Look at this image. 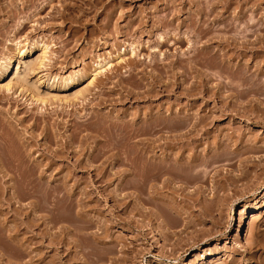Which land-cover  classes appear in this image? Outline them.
Instances as JSON below:
<instances>
[{"label": "rangeland", "instance_id": "1", "mask_svg": "<svg viewBox=\"0 0 264 264\" xmlns=\"http://www.w3.org/2000/svg\"><path fill=\"white\" fill-rule=\"evenodd\" d=\"M25 1L0 0V64L8 57L13 59V67L19 59L36 63L34 73L32 72L27 77L28 83L24 86L16 83L13 74H11L12 72L0 80V182H3V185L12 180L16 183L18 179L20 183L24 180L27 181L28 174L21 167L23 158H25V155H33V159L39 158L44 150L47 158H44L43 168H50L60 181L64 179L60 176H65L64 180H70L68 182L70 185L78 180L80 186H78L79 188L76 187V190L74 189L75 191L71 193L67 189L65 192L63 187L60 186V192L64 193L61 192L62 195L59 190H56L58 188L50 189L58 192V195L57 192H52L56 193L57 196L55 197L54 194L53 196L50 195L52 193L51 191L48 193V190H45L46 193L44 194L42 193L44 190L41 191L40 189H35L34 193V191H25L20 187H16V189L7 188L6 186V188L0 187V264H5L7 259L8 262L10 261L11 253L14 251L16 253L17 243L14 242V239L20 236L21 233L24 235L21 234L22 237H25L26 231L28 232L27 235H30L29 237L36 236L34 238L36 240L31 245L32 249L39 245V248H45L44 250L35 248L37 254L44 251L42 256L40 254L37 255H40V257L36 256L38 259L37 264H66L68 261L67 264H90L91 259L93 261L91 264H111L112 259L110 256L118 257V255L127 258L129 261H114V264H264V94L259 93L248 96V98H255H253L255 102H251L254 107L247 102L238 105L234 100L229 102L226 98V101L223 100L222 97L224 98L225 94H223L222 88L219 89L218 85H214L218 73L214 76L217 70H215V73L213 72L211 63L214 62L210 59V63L209 60H207V63L204 61L205 64L203 63L202 66L205 68L208 66L207 72L210 74L212 72L211 77H216H213V82H210L216 87H211L212 91L210 88L208 89L211 94L206 93L203 87L197 89L199 85L194 82L196 79L188 77L187 82L179 89L170 90V88L169 91L157 95V84L160 80H158L157 74L163 70V66H161L162 64H155V62L150 63L153 58L152 46H157L161 34L163 35L166 32V35L168 33L172 40L170 41L171 44L162 47L163 53L179 54V51L186 53L188 47H192V42L189 41V36L192 34L189 31L194 29L190 24L192 19L193 23H191L195 25V29L199 25L194 24V22H200V26L204 24L202 28L213 31L216 29L218 30V33L215 32L216 34L222 33L224 29L223 23L220 21L222 20V14L224 12H240L244 0H229V2L231 1L229 8L219 5L216 13L210 10L211 4L209 3L210 6L207 4V1L210 2L211 0H51L49 6L43 8L41 12H34V8L23 12H15V5L22 4ZM41 1L43 2V0L38 2L41 3ZM205 1L207 7L204 6ZM195 2H200L197 3L198 7ZM14 3L15 5H13ZM63 4L84 9L79 12L72 10L58 12V7ZM2 6L4 8L8 6L9 8L7 7V10L2 11ZM254 6L255 8L260 7V11L264 12V0H249L246 5L247 8H252L249 12L253 10ZM196 8L201 10L197 12ZM206 8L210 11V14ZM197 13L198 15H196ZM204 13H207L208 17ZM217 13L219 14L216 15ZM166 14H169L170 19L175 15V19L176 17L178 19L170 26L152 27L155 23V25H158L161 16ZM201 15L207 18H202ZM214 16L218 17L219 20ZM196 18L204 19L205 23ZM182 21L186 25L183 24V27H180ZM143 22L145 26L147 25L146 27ZM178 24V27L181 28H178L180 31H176V25ZM213 24L219 25L217 27L223 29L220 31L216 26L213 28ZM189 25L193 29H188ZM167 30H170V32ZM171 31L174 32L173 35ZM180 32H182L181 35ZM183 32L185 37L187 35L186 38L189 43L184 42L186 38H183ZM174 34L177 37L180 36V38H177ZM195 38V36L190 37L193 40ZM205 39L203 38L202 41L204 42ZM197 42H193V44H197ZM199 45H203V43H199ZM195 47H198V45ZM133 48H137V52L141 54L137 59L145 57L144 61L147 64L137 62L135 59L131 60V50ZM23 51H26V53L21 58ZM188 51L190 53L189 57L193 56V50L190 48ZM262 54L260 58H257L258 61H264ZM119 55L124 57L123 62L125 64L122 62L121 66H119L120 64L117 65ZM161 57H164V54ZM170 59H173V57ZM108 62H111L113 67L115 65L118 67L113 71L108 69L97 75V72L101 71L102 67L106 66L105 64ZM214 65L216 64L214 63ZM208 68L212 71L210 72ZM216 68L214 67V69ZM180 69L177 70L182 71ZM169 75L172 77L173 71L162 74V80L164 79V81H161L163 84L165 82L170 83L169 79L171 78L168 77ZM171 80L175 81L173 77ZM218 80L223 82L222 78H218ZM210 83L207 86H212ZM9 86L11 89H8ZM195 86L197 87L195 88ZM213 92L217 93L214 95ZM218 93L222 97L219 98ZM207 94L211 95L210 98ZM220 100L223 102V106ZM151 109L155 112L159 109L179 111L181 112L178 113L180 115L191 113L195 116L193 121L197 124L196 127L194 126L195 129L188 126L187 128H190L189 132L186 127H184L185 129L183 127L179 129L178 123L175 126L162 119V121H165L164 124H168H166L169 126L167 127L163 125L160 119L162 130L165 131V133L163 132L164 138H166L162 141H166L163 142L166 146L159 153L165 154L166 166L161 174H157V176L156 174L150 175L147 167L145 170L144 165L141 164L142 161L138 160L139 157L133 148L134 141L145 137V127L141 124L142 122L140 123V120L143 119V116L146 117V113L150 112ZM144 113L145 115H143ZM125 123L131 124V126L129 127ZM133 125L138 131L134 130ZM139 125L144 128L140 129ZM165 127L168 130L171 129V133L172 128H174L173 133L175 135L178 133V136L173 135V140L170 131L164 129ZM183 130L187 131V134ZM131 131L132 133H129ZM134 131L137 136L133 134ZM204 131H208L209 136L206 137ZM180 132L182 133L180 134ZM129 134L130 136L133 135L130 137ZM182 134H184L181 136L183 139L180 138ZM176 138L181 140L178 141ZM81 139H84V145L88 143V147L83 150L76 148ZM66 141L68 143L70 141V144L74 143L76 146L77 152L72 149L75 152L74 158L69 159L66 157L67 151L65 153L59 152L58 156L53 157L52 151L54 152ZM126 141L127 146H124L123 144ZM130 141H132L133 147L130 146ZM186 141H188L187 144ZM114 145L115 148L112 147ZM231 145L234 147H231ZM182 147H185V149ZM47 149L48 151H46ZM100 149L104 151L105 155L97 157ZM93 152L94 154H92ZM113 153H116V157L112 155ZM107 155H112L108 159L109 161L105 160ZM75 157L80 160L85 159L84 162L82 161V167L75 166ZM19 158L22 160L20 161ZM40 159H43V157H40ZM91 162L92 164H90ZM105 168L107 171L111 170V173L107 172ZM124 169H128L126 173H124ZM100 170L103 174L107 172L108 176L106 174L100 175L98 173ZM103 170L105 171L103 172ZM9 176H12V178L18 177L10 180ZM158 176H160L159 179ZM20 178H24V180H20ZM37 190H40V192H36ZM79 190L81 191L79 192ZM26 192L32 193H28L29 196ZM65 193L68 195L66 196ZM46 194L48 195L46 196ZM49 195L52 196L51 199H48L50 198ZM28 196L30 199L27 198ZM31 196H34L36 200ZM43 197L46 198V201L48 200L47 204L51 205L48 211L52 210V213L49 214L48 212L47 214L48 221L51 220V223L55 224L61 216L64 218L58 220V224L61 225L65 221H70L67 206L75 205L76 203H71L73 202L71 200L74 199L75 201L76 199L77 204L82 202L85 207L89 206L85 208L86 211L84 210L90 223V227L86 232L92 231V235H90L93 237V233L96 231L102 232V223L104 226V222H106L108 226H111L108 239L118 241L121 244L118 245L117 249L119 250L122 244L125 243L127 245L125 249H129V252L124 254L123 252H115L114 256L104 257L102 247L99 244L93 245L94 248L90 255V258H92H89L90 261H86L80 247L71 244V242L69 246L61 244L62 240L67 238L68 241L71 237L69 231L66 232L68 235L65 232L54 235L55 239L59 238L56 243L59 242L66 250H63L58 245L59 243H55L53 245L55 247L48 245L46 239L41 236L43 229H48L43 231L51 233V230L49 231L46 226L47 220L41 217L38 218L35 213L24 216L29 210L26 204L29 206V201H36L37 204V200L41 202ZM62 197L65 200H63V203L61 201ZM79 197L82 198V201ZM39 201V206L46 204L45 200L43 201L44 204H40ZM65 202L68 203L67 206L64 204ZM141 204L145 206L142 207ZM61 206L65 208L64 211L67 210V213L63 214L64 211ZM22 207L23 213L26 211L24 214H21ZM53 207L57 210H53ZM17 211H19V214ZM32 215L34 216V223H32ZM82 216L84 215H78L79 218L77 219L84 220L85 217L82 218ZM29 218H32L31 221ZM19 219L22 221L21 224L25 222L19 225ZM24 219H27L29 223L27 224ZM63 219L66 220L63 221ZM37 221L38 223H36ZM51 223L48 224V227L51 226ZM43 224L45 227H41L44 226ZM58 224L55 225L58 226ZM112 224L114 228H112ZM37 227L38 230L43 228L41 232L37 231ZM16 230L18 232H15ZM87 234L89 235V233ZM27 235L26 238H29ZM90 235L85 236L86 239L84 235H78L81 238L78 239L84 247H86L85 244L90 245ZM12 237L15 238L12 239ZM6 240H9V242ZM12 254L14 255V253ZM57 257L58 260H56ZM10 258L13 259V256Z\"/></svg>", "mask_w": 264, "mask_h": 264}, {"label": "bare ground", "instance_id": "2", "mask_svg": "<svg viewBox=\"0 0 264 264\" xmlns=\"http://www.w3.org/2000/svg\"><path fill=\"white\" fill-rule=\"evenodd\" d=\"M7 1V0H6ZM8 1H10V0H8ZM39 0H26L25 2H23L22 4H16L15 5V3L13 4V5H15V9H16V11L15 12H23V11H25V10H29V9H31V8H34L35 10H34V12H41V10L43 9V8H45V7H47V6H49L48 4H50V2H51V0H43V2L41 1V3L40 2H38ZM252 1V0H251ZM202 2V1H201ZM212 2V3H211ZM231 2V1H230ZM229 0H211L210 2L209 1H207V4H211V6H210V4L208 5V6H210L211 7V9L210 10H213V13L215 12L216 13V10H218L217 9V7L219 6V5H222V7H224V8H229ZM242 2V1H241ZM248 2H249V0H244V2L242 3V9L240 10V12H224V14H222V18L220 17V15H221V13H220V15H219V17L222 19V20H220L223 24V28H221V29H219V27H217V26H219V25H217L216 26V24H213L214 26H212L213 28H215V26H216V28L217 29H219L220 31L223 29V31H222V33L220 34H216V33H218V30H216V29H214V31L213 30H211V29H208V28H206V29H204V28H202V26H204V24H202V26H200V22H194V24H197V25H199V26H196V29H195V25H193L192 23V21H193V19H192V15L190 16L191 17V19H192V21H190V24L193 26V28H190L191 26L189 25V28L188 29H193L192 31L190 30L189 31V33L191 32L192 34H190L191 36H189V41L190 42H192L191 44H192V47H188L189 49L191 48V50H193L192 51V53L194 52V54H193V56H190L189 57V49L187 50V52H188V55H187V52L186 53H182L181 51H177L179 54H170L169 52H166V53H163L162 51V47H164V46H168L169 44H171L170 43V41H172L170 38L171 37H169V34L167 35H165V33L162 35H160L159 36V38H158V42H157V46L156 45H154L155 47H153L152 46V59H151V61H150V63L152 62V63H154L155 62V64H162L161 66H163L162 67V69L163 70H161V72H159L158 74H157V77H158V84H157V86H158V89H157V95L159 94V93H164V92H167V91H169V89L170 90H172V89H174V90H177V89H179V87L181 86L182 87V85L183 84H185V82H187L186 80H188V77H192V78H194V79H196V81H194V82H196V83H198V88L197 89H199V87L200 88H204L205 89V91H206V93H210L211 94V91H212V88L211 87H214V88H216L214 85H218L219 86V89H220V87L222 88L221 90L224 92L223 94H225V96H224V98L220 95L219 96V94L220 93H218V95L217 96H219V98L220 97H222V99L223 100H225L226 101V99L228 100V102L229 101H231V100H234L238 105L240 104V105H242L243 103H249L250 104V106H253L254 107V105H251V102L252 101H254V99L253 98H248V96L249 95H256V94H264V76H263V74H264V64H262V62H264V61H258V59L257 58H260L261 57V54L262 53H264V12H261L260 11V7L259 8H255V6H254V8H253V10L251 11V12H249V10H251L250 8H247L246 7V5L248 4ZM3 3V2H2ZM91 3V2H90ZM199 4L200 2H195V4ZM204 3V2H203ZM253 3H254V1H253ZM197 4V7L199 6ZM207 4H206V1H205V5L204 6H206L207 7ZM8 5V4H7ZM10 5V4H9ZM250 5V4H249ZM12 6V5H11ZM191 6V5H190ZM8 6H6L5 8H4V6H2V11L3 10H7L6 8H7ZM200 7L202 8V6L200 5ZM252 7V6H251ZM9 8V7H8ZM12 9V8H11ZM82 9H84V8H80V7H69V6H67V5H61V6H59L58 7V12H68L69 10H72V11H75V12H79V11H82ZM204 9V8H203ZM207 9V8H206ZM195 10H197V8L195 9ZM199 10H201V9H199L198 8V10H197V12L199 11ZM208 10V9H207ZM215 10V11H214ZM10 11V10H9ZM209 11V10H208ZM260 11V12H259ZM264 11V10H263ZM201 13H202V11H200ZM199 12V13H200ZM174 13V12H173ZM193 13V12H192ZM209 14H210V11L208 12ZM177 14V13H176ZM195 14V13H194ZM203 14V13H202ZM205 14V13H204ZM219 13H217L216 15H218ZM115 15V14H114ZM173 15H175V14H173ZM172 15V16H173ZM196 15H198V13L196 14ZM200 15V14H199ZM207 17H208V15H207V13L205 14ZM176 16V15H175ZM175 16L174 17H171V19L169 18L170 16H169V14H166V15H164V16H161L162 18L161 19H159V24L158 25H155V24H153L152 25V27L154 26V28L155 27H157V28H160V27H166V26H170V25H172L173 24V22H175V20H177L178 18L176 17V19H175ZM194 16V15H193ZM180 17V16H179ZM190 17H188V18H190ZM199 17V16H198ZM201 17L203 18V17H205L204 15H201ZM207 17H205V18H207ZM215 17V16H214ZM202 18L200 19H197V20H202ZM215 18H218V17H215ZM214 18V19H215ZM149 19V18H148ZM190 19V20H191ZM151 20H152V18H151ZM204 20V19H203ZM202 20V21H203ZM218 20H219V18H218ZM218 20H216L215 19V21H217L218 22ZM185 21V20H184ZM184 21H182L181 23V25H180V27H183L182 25L183 24H185L184 23ZM214 21V20H213ZM144 22H148V21H144ZM143 22V25L145 24ZM156 22V21H155ZM177 22V21H176ZM192 22V23H191ZM141 23V22H140ZM149 23V22H148ZM180 23V22H179ZM203 23H205L204 21H203ZM175 24V23H174ZM138 25V24H137ZM186 25V24H185ZM208 25V24H207ZM145 26V25H144ZM147 26V25H146ZM145 26V27H146ZM177 26V29H176V31L178 30V31H180L179 29H181V28H179L178 26H179V24L178 25H176ZM208 27H209V25H208ZM170 28V27H169ZM179 28V29H178ZM210 28V27H209ZM168 29V28H167ZM143 30V29H142ZM141 30V31H142ZM170 30H172V29H170ZM170 30L168 31V32H170ZM216 30V31H215ZM173 31H175V30H173ZM176 31H175V33H176ZM187 32H188V30H186ZM143 32V31H142ZM185 32V31H184ZM183 32V34H182V36H183V38L185 37V33ZM194 32V33H193ZM195 32H196V34H195ZM216 32V33H215ZM162 33V32H161ZM171 33H172V35H173V33L174 32H172L171 31ZM177 33H179V32H177ZM181 33L182 32H180V35H181ZM188 33V34H189ZM150 34H151V32H150ZM193 34H195V35H193ZM171 35V34H170ZM176 37H177V35L176 34H174ZM179 35V34H178ZM174 36V37H175ZM181 36V37H182ZM196 37L194 40L193 39H190V37ZM186 37H187V35H186ZM185 37V38H186ZM177 38H180V36L179 37H177ZM203 38H206L205 40H204V42L202 41V39ZM172 39H173V37H172ZM198 39V40H197ZM156 40H157V38H156ZM180 40V39H179ZM178 40V41H179ZM187 40V41H186ZM175 41V40H174ZM177 41V40H176ZM177 41V42H178ZM181 41V40H180ZM197 41H199V42H197ZM201 41H202V43H203V45H199V43L200 44H202L201 43ZM146 43H147V41H145ZM181 42H183V41H181ZM184 42H188V39L186 38L185 39V41ZM193 42L195 43V42H197V44H193ZM145 43V44H146ZM189 43V42H188ZM217 44V45H214V44ZM172 44H174V43H172ZM129 45V44H128ZM131 45V44H130ZM139 45V44H138ZM141 45V44H140ZM151 45V44H150ZM196 45H198V47H195ZM34 46V45H33ZM47 47V46H46ZM139 47V46H138ZM195 49H194V48ZM193 48V49H192ZM137 49V48H136ZM135 48H133L132 50H131V60L133 59H135L137 62H145L144 60H145V57L144 58H139V60L137 59V57H140V53L139 52H137V50H136ZM141 49V48H140ZM144 49V48H143ZM126 50V49H125ZM129 50V51H130ZM182 50V49H181ZM183 52H185V51H183ZM25 53H26V51H23L22 52V57L21 58H23V55H25ZM164 54V57H161V56H163V54ZM191 53V54H192ZM201 54V55H200ZM187 57H186V56ZM263 56H264V54H262ZM149 56V55H148ZM185 57V58H183V57ZM130 57V56H129ZM150 57V56H149ZM171 57H173V59H170ZM175 57V58H174ZM148 58V57H147ZM146 58V59H147ZM18 59H19V57H18ZM126 59V58H125ZM128 59V58H127ZM141 59H143V61H141ZM210 59L212 60V62H214L216 65H214V63H211L212 64V70H214L213 72L215 73L216 71L215 70H217V72L214 74V76L217 74L218 75V78H222L223 80V82H221V81H219L218 80V78L216 79L217 81H219L218 83H217V81H216V83L214 84V85H212L210 82H213V80H212V78L214 77H211V75H212V70H210L209 68H208V70H210V72H211V74L210 73H208L207 72V67L208 66H206V68L204 67V66H202L203 65V63L205 64V62L204 61H206V63L208 62L207 60H209V63H210ZM123 60H124V57H122V56H120L119 55V57H118V63H117V65L118 64H120L119 66H121V63L123 62ZM130 60V59H129ZM168 60H169V62H168ZM264 60V59H263ZM2 61V60H1ZM128 61V60H127ZM124 63V62H123ZM149 63V64H150ZM35 62L34 61H24V59L22 60V59H19L17 62H16V64H14V67H13V59L11 58V57H8L7 59H5L1 64H0V80L2 79V78H4V77H6L7 75H9V73L10 72H12L11 74H13V76H14V78H15V80H16V83L18 84V85H20V86H24V84H26V83H28L27 81V77L28 76H30V74L33 72L34 73V71L33 70H35L34 69V67H35ZM125 64V63H124ZM145 64H147L146 62H145ZM106 66H104V67H102V69H101V71L99 70V72H97V75L98 74H100V73H103L104 71H106V70H108V69H110V71L112 70H114L116 67H118L117 65H115L114 67H113V64L111 63V62H108L107 64H105ZM201 65V66H200ZM210 66V65H209ZM216 68V66H217V68L216 69H214V67ZM125 68V67H124ZM178 68H181L182 69V71H178L177 69ZM180 69V70H181ZM21 70V71H20ZM155 70V69H154ZM169 71L170 72H172L173 71V78L175 79V81L173 80H171L172 79V77H170V75L168 76V77H170L171 79H169V82L170 83H164L163 84V82L162 81H164V79L162 80V78H163V76H162V74H168L169 73ZM21 72V73H20ZM163 72V73H162ZM175 73V74H174ZM192 73V74H191ZM194 74V75H193ZM176 75V77H174ZM220 76V77H219ZM155 77H156V75H155ZM178 77V78H177ZM182 77V78H181ZM214 78H216V77H214ZM213 78V79H214ZM152 80V79H151ZM162 80V81H161ZM166 80V79H165ZM214 81V82H215ZM155 82H156V79H155ZM167 82H168V80H167ZM193 82V83H194ZM195 83V84H196ZM208 83H210L212 86H207L208 85ZM154 85V84H153ZM194 85V84H193ZM156 86V85H155ZM217 86V87H218ZM193 87V86H192ZM197 86H195V88H196ZM208 87V88H207ZM151 88V87H150ZM211 89V91L210 90H208V89ZM213 88V90H215ZM8 89H11L10 88V86L8 87ZM154 89V88H153ZM191 89V88H190ZM204 89H202L203 91H204ZM152 90V89H151ZM198 91H201V90H198ZM210 91V92H209ZM174 92H177V91H174ZM218 92V91H217ZM217 92H213L214 93V95L217 93ZM179 93H181V92H179ZM202 93V92H201ZM204 93V92H203ZM207 94V95H208ZM213 95V94H212ZM209 96V95H208ZM211 96V95H210ZM210 96L208 97V98H210ZM252 97V96H251ZM258 97V96H257ZM226 98V99H225ZM261 98H263V97H261ZM221 99V100H222ZM246 99V100H245ZM220 100V101H221ZM222 100V101H223ZM256 100H258V99H256ZM221 101V102H222ZM219 102V101H218ZM255 102V101H254ZM258 102V101H257ZM227 103V102H226ZM232 103H233V101H232ZM261 103V102H260ZM248 104V105H249ZM255 105H256V103H254ZM224 105H225V102H224ZM237 105V106H238ZM247 105V104H246ZM222 106H223V102H222ZM260 106V105H259ZM228 107V106H227ZM231 107V106H230ZM248 107V106H247ZM255 107H257V105L255 106ZM240 108H241V106H240ZM249 108V107H248ZM150 109V108H149ZM157 109V108H156ZM169 109V108H168ZM168 109H166V110H168ZM173 109V108H172ZM229 109V108H228ZM163 111L162 109H159L158 111H153L152 109L150 110V112H148V113H146V117H144L143 116V119L142 120H140V123L141 124H143V126L145 127V129H144V134H145V137L143 138V139H139V140H136V141H134L133 142V145H134V147L132 146V141H130L131 143V145L130 146H132L133 148H134V151L136 152V154H137V156L139 157V159L138 160H141L142 161V165H144V167H145V170H146V167L148 168L147 169V171H148V173L151 175V174H153V175H155L156 174V176H157V174L158 175H160L161 174V171L163 170V169H165V166H166V158H165V154L164 155H162V153H159V152H161L163 149V147L164 146H166V145H164V141L166 140V138H164L165 137V135H164V133H165V131H163L162 129V123H161V121H162V119H165V121L167 120V123H169V124H172V125H175V126H179V129H180V127H183V129H185L184 127H186V130L188 129L187 127L188 126H192V129L194 128L195 129V125H197L194 121H193V118H195V116L193 115V114H191V113H187V114H183V115H180V114H178V113H181V112H175L174 110H168V111ZM176 110V109H175ZM178 110V109H177ZM224 112H225V110L224 109H222ZM242 110V109H241ZM180 111H182V110H180ZM184 111V110H183ZM187 111V110H186ZM185 111V112H186ZM189 111V110H188ZM229 111V110H228ZM231 111V110H230ZM243 111V110H242ZM147 112V111H146ZM190 112V111H189ZM236 112V111H235ZM182 113H184V112H182ZM200 114V113H199ZM94 115V114H93ZM143 115H145V113L143 114ZM201 115V114H200ZM200 115H199V117H200ZM244 115V114H243ZM100 116V115H99ZM103 118V117H102ZM260 118V117H259ZM108 119V118H107ZM116 119V118H115ZM118 119V118H117ZM120 119V118H119ZM118 119V120H119ZM160 119H161V121H160ZM201 119V118H200ZM203 119V118H202ZM106 120V119H105ZM121 120V119H120ZM124 120V119H123ZM104 121V120H103ZM165 121H162L163 122V125H166V124H164L165 123ZM102 122V121H101ZM107 122V121H106ZM123 122V121H122ZM129 122V121H128ZM196 122H197V119H196ZM103 123V122H102ZM116 123V122H115ZM130 123V122H129ZM136 123H137V121H136ZM138 123H139V121H138ZM139 123V124H140ZM178 123V124H177ZM118 124V123H117ZM127 123H125V125H126ZM177 124V125H176ZM200 124H201V122H200ZM112 125H113V123H112ZM128 125V124H127ZM168 125V124H167ZM166 125V126H167ZM104 126V125H103ZM129 127L131 126V124L130 125H128ZM134 126V125H133ZM140 126V129L142 128L141 127V125H139ZM195 126V127H194ZM136 127H138V126H136ZM143 127V128H144ZM167 127H169V126H167ZM167 127H165L164 129H167ZM204 127V126H203ZM202 127V128H203ZM232 127V126H231ZM79 128V127H78ZM112 128H113V126H112ZM139 128V127H138ZM142 128V129H143ZM176 128V127H175ZM200 128V127H199ZM132 129V128H131ZM137 128H135V126H134V130H136ZM139 129V130H140ZM173 130H175L174 128H172ZM178 129V128H177ZM190 129V128H189ZM189 129H188V131H189ZM133 130V129H132ZM168 130V129H167ZM166 130V131H167ZM171 130V129H170ZM170 130H168V131H170ZM173 130H172V133H173ZM228 130V129H227ZM136 131H138V130H136ZM143 131V130H142ZM177 131V130H176ZM179 131V130H178ZM182 131V130H181ZM183 131H185V130H183ZM194 131V130H193ZM229 131V130H228ZM227 131V132H228ZM164 132V133H163ZM186 132V134H187V131H185ZM185 132H183L184 134H185ZM190 132V131H189ZM205 132V131H204ZM208 132V131H207ZM207 132H205L206 133V137H207ZM232 132V131H231ZM235 132V131H234ZM129 133H132V131L131 132H129ZM170 133H171V131H170ZM170 134V136H172V139L174 140V137H173V135L174 136H178V133L175 135L174 133L173 134ZM182 132H180V134H181ZM121 134V133H120ZM124 134V133H123ZM133 134H135L136 136H137V133H135V131L133 132ZM133 134H131V136L133 135ZM167 134V133H166ZM184 134H182V135H180V138H181V136H183ZM185 134V135H186ZM195 134H196V132H195ZM228 134V133H227ZM231 134V133H230ZM237 134V133H236ZM141 135V134H140ZM164 135V136H163ZM188 135H189V133H188ZM197 135V134H196ZM201 135V134H200ZM128 136H130V134L128 135ZM127 136V137H128ZM130 136V137H131ZM176 136V137H177ZM202 136V135H201ZM209 136V135H208ZM232 136V135H231ZM82 137V136H81ZM126 137V138H127ZM185 137V136H184ZM191 137V136H190ZM203 137H204V135H203ZM227 137H229V136H227ZM237 137V136H236ZM176 138V140H181V139H183V138ZM231 138V137H230ZM238 138V137H237ZM72 139V138H71ZM128 139V138H127ZM162 139H165L164 141H162ZM190 139H192V138H190ZM194 139V138H193ZM232 139V138H231ZM84 140V139H83ZM83 140L81 139L80 141H79V145L76 147L75 145H74V143H71L70 144V141H69V143H68V141H66V143H62L61 145H60V149L58 148V149H56L54 152L52 151V153H53V157H56V156H58L57 154L60 152H66L67 151V154L65 155L66 157H68L69 159L71 158V157H73L74 158V156H75V152H77L76 151V149H75V147L76 148H80V150H83V149H85V148H87L88 146V143H87V145H84V143H83ZM186 140V139H185ZM196 140H197V138H196ZM88 141V140H87ZM129 141V140H128ZM201 141H202V139H201ZM229 141H230V139H229ZM236 141V140H235ZM241 141V140H240ZM119 142V141H118ZM166 142V141H165ZM187 142L188 141H186V144H187ZM192 142V141H191ZM194 142V141H193ZM26 143H28V142H26ZM104 143V142H103ZM102 143V144H103ZM173 143V142H172ZM183 143H184V141H183ZM182 143V144H183ZM100 144V143H99ZM106 144V143H105ZM107 144H108V142H107ZM122 144H123V142H122ZM126 144V145H125ZM125 144H123L124 146H127V141H126V143ZM129 144V143H128ZM175 144H176V142H175ZM181 144V143H180ZM225 144V143H224ZM228 144V143H227ZM230 144V143H229ZM237 144V143H236ZM256 144V143H255ZM110 145V144H109ZM119 145V144H118ZM184 145V144H183ZM21 146V145H20ZM25 146V145H24ZM95 146V145H94ZM106 146V145H105ZM187 146V145H186ZM188 146H189V144H188ZM191 146V145H190ZM90 147V146H89ZM111 147V146H110ZM113 148H115V145L114 146H112ZM181 147V146H180ZM231 147H234V146H232L231 145ZM240 147V146H239ZM263 147V146H262ZM47 148V147H46ZM98 148V147H97ZM101 148V147H100ZM109 148V147H108ZM183 148V147H182ZM191 148V147H190ZM260 148V147H259ZM264 148V147H263ZM25 149V148H24ZM51 149V148H50ZM70 149H71V151H70ZM72 149H75V152H74V150L72 151ZM102 149H103V147H102ZM112 149V148H111ZM118 149V148H117ZM130 149V148H129ZM183 149H185V147L183 148ZM189 149V148H188ZM194 149H195V147H194ZM230 149V148H229ZM240 149V148H239ZM23 150V149H22ZM87 150V149H86ZM104 150V149H103ZM109 150V149H108ZM131 150V149H130ZM161 150V151H160ZM166 150V149H165ZM236 150V149H235ZM46 151H48V149L46 150ZM89 151V150H88ZM239 151V150H238ZM24 152V151H23ZM22 152V153H23ZM27 152V151H26ZM90 152V151H89ZM92 152V151H91ZM37 153V152H36ZM106 153H107V151H106ZM227 153V152H226ZM239 153V152H238ZM92 154H94V152L92 153ZM122 154V153H121ZM130 154V153H129ZM168 154V153H167ZM236 154H237V152H236ZM40 155V154H39ZM103 155H105V153H104V151H102L101 149H100V151L97 153V157H100V156H103ZM112 155H116V153L114 154H112ZM112 155H110V156H112ZM134 155V154H133ZM191 155V154H190ZM194 155V154H193ZM192 155V156H193ZM27 155H25V158H23V161H22V163H23V165H22V163L20 162L21 160H20V158H19V163H21V167H22V169H25L24 171L26 172V174H28L27 176L29 177L28 179H27V181H25L24 180V178L22 179V178H20V180H24V182H22V183H20L19 182V179H18V182L16 183V181H9V183H7V184H3L2 185V183L0 182V187H7V188H11V189H16V187L18 188V187H20V188H23L25 191L26 190H28V191H34V193H35V189H40L41 191L42 190H44V192L42 191V193H46L45 192V190H48L47 192L48 193H50V191H51V193L54 191V192H57L58 190H59V187L61 186V187H63V189H64V191L66 192V189H67V191H70V193L71 192H73V191H75L76 189V187L77 188H79L78 186H80L79 185V181L78 180H76L73 184H71L70 185V183H68L69 181H67V179L66 180H64L65 179V176L64 177H62V176H60L61 178H64L63 179V181H60V179H58L57 178V175L56 174H54L53 173V171H51V169L50 168H43V166L42 165H44L43 163H45V162H43L44 161V158H47L46 157V154H45V151L43 150V152H42V154L40 155V157L42 158L43 157V159H40V157L39 158H32V156H27ZM47 156H48V154H47ZM96 156V155H95ZM110 156L109 155H107V156H105V160H107V161H109L108 159H110ZM169 156V155H168ZM173 156V155H172ZM50 157V156H49ZM61 157V156H60ZM79 157V156H78ZM116 157V156H115ZM121 157V156H120ZM133 158H134V156H132ZM228 157V156H227ZM22 158V157H21ZM76 158V157H75ZM94 158V157H93ZM171 158V157H170ZM181 158H183V157H181ZM187 158V157H186ZM49 159V158H48ZM52 159V158H51ZM91 159H92V157H91ZM90 159V160H91ZM100 159V158H99ZM114 159V158H113ZM172 159V158H171ZM188 159V158H187ZM47 160V159H46ZM50 160V159H49ZM54 160V159H53ZM85 160V159H84ZM84 160H80L79 158H76V167H82V165H83V162H84ZM97 160H98V158H97ZM103 160H104V158H103ZM169 160V159H168ZM177 160V159H176ZM184 160V159H183ZM55 161V160H54ZM83 161V162H82ZM87 161V160H86ZM189 161V160H188ZM50 162H52V161H50ZM101 162H103V161H101ZM105 162V161H104ZM106 163V162H105ZM189 163H191V162H189ZM193 163H194V161H193ZM49 164V163H48ZM47 164V165H48ZM51 164H53V162L51 163ZM89 164V163H88ZM90 164H92V162L90 163ZM94 164V163H93ZM104 164V163H103ZM107 164V163H106ZM133 164V163H132ZM185 164H186V162H185ZM188 164V163H187ZM99 165V164H98ZM105 165V164H104ZM181 165V164H180ZM190 165V164H189ZM193 165V164H192ZM49 166H50V164H49ZM52 166V165H51ZM90 166V165H89ZM93 166V165H92ZM108 166V165H107ZM111 166V165H110ZM182 166V165H181ZM24 167V168H23ZM95 167V166H94ZM104 167V166H103ZM52 168V167H51ZM0 169H1V167H0ZM95 169V168H94ZM93 169V170H94ZM101 169H103V168H101ZM108 169V168H107ZM110 169H111V167H110ZM109 169V170H110ZM141 169V168H140ZM51 171L50 173L48 172V171ZM96 170V169H95ZM99 170V169H98ZM105 170H106V168H105ZM105 170H103V172L105 171ZM111 170H113V169H111ZM111 170L110 171H107V172H110L111 173ZM122 170V169H121ZM120 170V171H121ZM128 169H124V173H126V171H127ZM136 170V169H135ZM142 170V169H141ZM2 171V170H1ZM23 171V172H24ZM115 171V170H114ZM133 171V170H132ZM5 172V171H4ZM106 172V173H107ZM123 172V171H122ZM198 172V171H197ZM22 173V172H21ZM59 173V172H58ZM98 173H100V175L101 174H103L102 173V170H100V172L98 171ZM105 172H104V174H106ZM194 173V172H193ZM3 174V173H2ZM24 175H26L25 173H23ZM70 174V173H69ZM75 174V173H74ZM103 174V175H104ZM109 174V173H108ZM142 174V173H141ZM144 174V173H143ZM146 174V173H145ZM148 174V176H150ZM5 175V174H4ZM13 175H15V174H13ZM67 175V174H66ZM107 175V174H106ZM7 176V175H6ZM108 176V175H107ZM5 177V176H4ZM10 177V176H9ZM18 177V176H17ZM17 177H13V178H17ZM20 177H22V175H20ZM104 177V176H103ZM153 177V176H152ZM159 177L160 176H158V179H159ZM191 177V176H190ZM12 178V176L10 177V180L11 179H13ZM71 178V177H70ZM141 178V177H140ZM139 178V179H140ZM154 179H155V177H154ZM165 179H166V177H165ZM169 179V178H168ZM9 180V179H8ZM15 180V179H14ZM126 180V179H125ZM147 180V179H146ZM164 180V179H163ZM163 180H162V182H163ZM194 180V179H193ZM81 181V180H80ZM111 181V180H110ZM134 182V181H133ZM148 182V181H147ZM152 182V181H151ZM5 183V182H4ZM168 183V182H167ZM119 184V183H118ZM148 184V183H147ZM155 184V183H154ZM156 184H158V183H156ZM161 185V184H160ZM158 186V185H157ZM5 187V188H6ZM60 187V188H61ZM68 187H70V188H68ZM153 187H154V185H153ZM153 187H151V188H153ZM19 188V189H20ZM56 188H58V189H56ZM160 188V187H159ZM50 189H56L57 191H55V190H50ZM62 189V190H63ZM68 189H70V190H68ZM75 189V190H74ZM18 190V189H17ZM22 190V189H21ZM40 190L38 191H36V192H40ZM78 190V189H77ZM119 190V189H118ZM1 191V190H0ZM23 191V190H22ZM81 190H79V192H80ZM107 191V190H106ZM149 191V190H148ZM12 192V191H11ZM32 192H26V194L27 195H29V194H31ZM59 192H60V190H59ZM62 192V191H61ZM61 192H60V194H61ZM78 192V191H77ZM14 193V192H13ZM29 193V194H28ZM33 193V194H34ZM41 193V194H42ZM63 193V192H62ZM19 194V193H18ZM53 194H54V197L55 196H57L58 195V192H57V195H55L56 193H52V194H50V195H52L53 196ZM59 194V195H60ZM64 194V193H63ZM66 194V193H65ZM76 194H79V193H76ZM82 194V193H81ZM86 194V193H85ZM153 194V193H152ZM25 195V194H24ZM23 195V196H24ZM48 194H46V196H47ZM49 195V196H50ZM62 195V194H61ZM68 194H66V196H67ZM118 195V194H117ZM30 196V195H29ZM29 196L27 197V198H29ZM41 196H44V195H41ZM41 196H40V198H41ZM52 196H50V198H48V199H51V197ZM65 196V195H64ZM141 196V195H140ZM20 197V196H19ZM18 197V198H19ZM34 196H31V198H33ZM70 197V196H69ZM71 197H73V196H71ZM113 197V196H112ZM158 197V196H157ZM13 198V197H12ZM35 198V197H34ZM39 198V197H38ZM59 198V197H58ZM65 198V197H64ZM74 198H76L75 196H74ZM80 198V197H79ZM137 198V197H136ZM156 198V197H155ZM161 198V197H160ZM7 199V198H6ZM20 199V198H19ZM19 199H17V200H19ZM30 199V198H29ZM43 199H44V197H43ZM42 199V201L40 202L39 200H37V204H36V201H29V206H28V204H26V206L28 207V211L26 212L25 210V212H26V214H24L23 213V207L21 208V214H24V216L26 215V216H30L31 214H33V213H35V215H37L38 216V218L39 217H41L42 219L43 218H45L46 220H47V228H49V231L51 230V233H47V232H44L43 230H45V229H43V228H41V229H43L42 230V233H41V236L43 237V238H45L46 239V242H47V244L48 245H51V246H53V245H55V243H56V241H58V239L56 238L55 239V237H54V235L55 234H57V235H59L60 233H63V232H68L69 231V234L71 235V237L68 239V241H67V238L65 239V240H62V242H61V244L63 243V246H65V245H70V242H71V244L73 243L75 246H78V247H80L81 248V252L83 253V256H84V258L86 259V261H90L89 260V258H90V255L92 254V250H93V245H100L102 248V251H103V256L104 257H106V256H108V255H113L114 256V254H115V252H123V254L124 253H127V252H129L128 250L129 249H125V248H127V245H125V243L124 244H122V247H121V249L119 250V249H117L118 248V245L120 244L118 241L116 242V241H113L112 239H108L109 237V234H110V227L111 226H108V224H106V222H104L105 224H104V226H103V223H102V220H101V223H102V232H98V231H96V232H98V233H93V237L91 236L92 234H91V232L89 231V232H86L88 229H89V227H90V223L88 222V215L86 216L85 214H86V210H85V208L86 207H89V206H84V203H82V202H79L78 204H77V202L78 201H76V199H75V201H74V199H72L71 201H73V202H71V203H76L75 205H70V203H69V205L70 206H67V204H66V202L64 203V204H66V206L68 207V209H67V207L65 206V208L68 210V215H69V217H70V221L68 220V222L67 221H65L66 219H63V221H65V222H63L62 220H61V222H63L61 225L60 224H58V220H60L63 216H61V218L60 219H58L57 221H56V223L55 224H58V226L57 225H55L53 222L51 223L50 221L51 220H49L48 221V219H49V217H48V210H50L49 209V207L51 206H49L47 203H48V200L46 201V198L44 199L46 202V204L45 205H43V206H39L38 205V201L40 202V204L42 203V204H44V200ZM53 199V198H52ZM59 199H61V198H59ZM69 199V198H68ZM82 198H80V201H82L81 200ZM150 199V198H149ZM159 199V198H158ZM2 200V199H1ZM25 200V199H24ZM34 200H36V198L34 199ZM63 197H62V203H63ZM66 200H67V197H66ZM141 200V199H140ZM155 200V199H154ZM51 201V200H50ZM49 201V202H50ZM65 201V200H64ZM68 201H70V200H68ZM144 202V201H143ZM52 203V202H51ZM54 203V202H53ZM59 203V202H58ZM31 204V205H30ZM50 204V203H49ZM88 204V203H87ZM20 205V204H19ZM54 205V204H53ZM55 205L57 206V208H58V205L55 203ZM80 206L79 208H77L78 206ZM120 205V204H119ZM142 205V204H141ZM22 206V205H21ZM20 206V207H21ZM23 206H25V205H23ZM75 206H77V207H75ZM92 206V205H91ZM143 206H145V205H142V207ZM13 207V206H12ZM131 207V206H130ZM51 208V207H50ZM61 208H63V211H64V207H62L61 206ZM75 208H77L78 209V211H77V209L75 210ZM92 208V207H91ZM114 208H115V206H114ZM141 208V207H140ZM145 208V207H144ZM153 208V207H152ZM168 208V207H167ZM19 209V208H18ZM17 209V210H18ZM24 209H26V208H24ZM55 208L53 207V210H54ZM60 209V208H59ZM59 209H58V211H59ZM90 209V208H89ZM137 209V208H136ZM57 209H55V211H56ZM67 210L66 211H64L63 212V214L64 213H67ZM85 210V211H84ZM102 210V209H101ZM129 210V209H128ZM152 210V209H151ZM52 211V210H51ZM49 212V214L50 213H52V212ZM62 211V210H61ZM87 211H89V210H87ZM139 211V210H138ZM19 211H17V213H18ZM105 212V211H104ZM142 212V211H141ZM19 214V213H18ZM21 214H20V216H21ZM58 214V213H57ZM54 215V214H53ZM62 215V214H61ZM78 215H84V216H82V218L83 217H85V219L84 220H80V219H77V218H79L78 217ZM91 215V214H90ZM90 215H89V217H90ZM150 215V214H149ZM156 215V214H155ZM23 216V215H22ZM33 216V215H32ZM37 216H35V217H37ZM57 216V215H56ZM58 216H60V215H58ZM67 215L65 214V217H66ZM92 217H94V216H92ZM24 218V217H23ZM33 218V220H32V223H34L33 221H34V216L32 217ZM32 218H29V220L30 219H32ZM37 218V219H38ZM50 218L53 220V218H52V216H50ZM57 218V217H56ZM64 218V217H63ZM80 218H81V216H80ZM28 219V218H27ZM27 219H24V220H26V222H27V224L29 223L28 221H27ZM87 219V220H86ZM36 220V219H35ZM40 220V219H39ZM38 220V221H39ZM46 220H45V222H46ZM111 220V219H110ZM255 220H256V217H255ZM31 221V220H30ZM38 221L36 222V223H38ZM42 221H44V220H42ZM42 221H41V223H42ZM89 221H91L90 219H89ZM99 221V220H98ZM106 221V220H105ZM2 222V221H1ZM20 222H22V221H20V219H19V223ZM25 222V221H24ZM23 222V223H24ZM54 222H55V220H54ZM100 222V221H99ZM22 223V224H23ZM44 223V222H43ZM50 223H51V226L50 227H48V224L50 225ZM59 223H60V221H59ZM93 223H94V219H93ZM92 223V224H93ZM97 223V222H96ZM131 223V222H130ZM137 223V222H136ZM5 224V223H4ZM21 223L19 224V225H22ZM31 224V223H30ZM29 224V225H30ZM55 226H54V225ZM36 225H38V224H36ZM41 225V224H40ZM39 225V226H40ZM44 225V224H43ZM53 225V226H52ZM60 225V226H59ZM16 226V225H15ZM18 226V225H17ZM97 226V225H96ZM152 226V225H151ZM5 227V226H4ZM3 227V228H4ZM9 227V226H8ZM41 227H45V225L44 226H41ZM7 228V227H6ZM17 228V227H16ZM58 229V231H56V229ZM112 228H114L113 227V224H112ZM111 228V229H112ZM5 229V228H4ZM3 229V230H4ZM9 229V228H8ZM11 229V228H10ZM23 229V228H22ZM27 229V228H26ZM39 228L37 227V231H39V232H41V229L40 230H38ZM55 230L54 232L52 231V230ZM100 229V228H99ZM150 229V228H149ZM7 230V229H6ZM13 230V229H12ZM28 230V229H27ZM48 229H46L45 231H47ZM97 230V229H96ZM155 230V229H154ZM35 231V230H34ZM33 231V232H34ZM75 231V232H74ZM94 231V230H93ZM101 231V230H100ZM15 232H18V230H16ZM19 232H20V228H19ZM22 232H23V230H22ZM30 232V231H29ZM38 232V233H39ZM71 232V233H70ZM26 233L28 234V232L26 231ZM31 233V232H30ZM54 233V234H53ZM64 233V234H65ZM87 233H89V235L91 236V237H89V238H91V239H89L90 240V245H88L87 246V244H85V246L86 247H84L81 243L82 242H80L79 241V239L78 238H80V236L78 237V235H81V236H83L84 235V238H85V236L86 235H88ZM22 235H23V233H21ZM20 234V236H18V237H12V239H14L15 241L14 242H16L17 244V247H16V253H15V251L14 252H12V253H14V255L11 253V256L10 257H12L13 256V259H11L10 257H9V255H7L8 257H9V259H10V261L8 262V259H7V262H5V264L6 263H9V264H37L36 263V261L38 260L37 258H36V256L38 255V254H40L41 256L44 254V251L42 252H39L38 254L36 253L37 251H35V248H38L39 250H41L40 248H39V246L38 247H35L34 249H32L31 247V245L34 243V241L36 240V239H34L36 236H34V237H29L27 234V236L29 237V238H26V235H25V237H22V235ZM24 234H25V232H24ZM67 234V233H66ZM15 235H16V233H15ZM19 235V234H18ZM63 235V234H62ZM68 235V234H67ZM69 235V236H70ZM88 235V236H89ZM145 235V234H144ZM24 236V235H23ZM88 236H86V237H88ZM65 237V236H64ZM68 237V236H67ZM111 237V236H110ZM152 237V236H151ZM157 237V236H156ZM2 239V238H1ZM11 239V242L13 241ZM38 240H39V238H37ZM81 239V238H80ZM86 239V238H85ZM4 240V239H3ZM60 240H61V238H60ZM71 240V241H70ZM92 240V241H91ZM5 241V240H4ZM3 241V242H4ZM6 241H8L9 242V240H6ZM42 241H43V239H42ZM86 241V240H85ZM7 242V243H8ZM11 242H10V244H11ZM113 242H116V243H113ZM5 243V242H4ZM6 243V244H7ZM36 243V242H35ZM59 243V242H58ZM58 243H56V244H58ZM46 244V243H45ZM14 245H15V243H14ZM35 245V244H34ZM38 245V244H37ZM59 246H61L60 245V243L58 244ZM73 245V246H74ZM121 245V244H120ZM6 246V245H5ZM9 246V245H8ZM46 246V245H45ZM67 246V247H68ZM53 247H55V246H53ZM62 247V246H61ZM6 248V247H5ZM15 248V247H14ZM49 248V247H48ZM63 248V250L65 249L64 247H62ZM45 249V248H44ZM44 249H42V250H44ZM51 249V248H50ZM61 249V248H60ZM2 250H4V249H2ZM1 250V251H2ZM66 250V249H65ZM86 250H87V252H86ZM61 251V250H60ZM3 252V251H2ZM48 252V251H47ZM46 252V253H47ZM63 252V251H62ZM64 253V252H63ZM78 253H79V251H78ZM40 255L39 256H37V257H40ZM61 255V254H60ZM80 255V254H79ZM78 255V256H79ZM82 256V255H81ZM120 256V257H119ZM45 257V256H44ZM64 257V256H63ZM103 257V258H104ZM42 258V257H41ZM72 258V257H71ZM92 258V257H91ZM90 258V259H91ZM110 258L112 259V263L111 264H114V261H120V260H123V261H129V260H127V258H125V257H122L121 255H118V257H111L110 256ZM56 260H58V257H57V259ZM60 260V259H59ZM67 260V259H66ZM65 260V261H66ZM101 260V259H100ZM95 261V260H94ZM56 262V261H55ZM67 262V261H66ZM69 262V261H68ZM67 262V263H68ZM83 262H85L84 260H83ZM93 261H92V259H91V262H90V264L92 263ZM66 263V264H67ZM88 263V262H87ZM96 263V262H95ZM42 264V263H41ZM62 264V263H61ZM72 264V263H71Z\"/></svg>", "mask_w": 264, "mask_h": 264}]
</instances>
